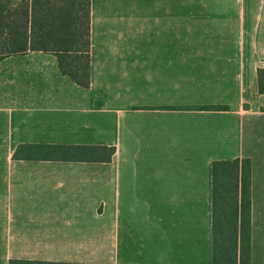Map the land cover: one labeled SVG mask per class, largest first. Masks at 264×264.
<instances>
[{
  "label": "crops",
  "instance_id": "1",
  "mask_svg": "<svg viewBox=\"0 0 264 264\" xmlns=\"http://www.w3.org/2000/svg\"><path fill=\"white\" fill-rule=\"evenodd\" d=\"M89 42L88 89L51 53L0 60V264H212V162L234 158L251 161L264 264V0H90ZM18 145L115 152L17 160Z\"/></svg>",
  "mask_w": 264,
  "mask_h": 264
},
{
  "label": "trees",
  "instance_id": "2",
  "mask_svg": "<svg viewBox=\"0 0 264 264\" xmlns=\"http://www.w3.org/2000/svg\"><path fill=\"white\" fill-rule=\"evenodd\" d=\"M0 0V60L41 51L56 56L62 75L83 89L89 86L90 0ZM264 93V69H257ZM168 109L169 107H161ZM226 106L191 109L226 110ZM114 147L96 145H18L17 160H111ZM212 264H250L251 161L212 162ZM8 264H90L10 259Z\"/></svg>",
  "mask_w": 264,
  "mask_h": 264
},
{
  "label": "rangeland",
  "instance_id": "3",
  "mask_svg": "<svg viewBox=\"0 0 264 264\" xmlns=\"http://www.w3.org/2000/svg\"><path fill=\"white\" fill-rule=\"evenodd\" d=\"M4 3H9V6L12 7L13 5L15 6L19 1L18 0H2ZM49 59H51L50 56H47ZM53 59V58H52ZM3 90L0 87V103L3 102H9L12 100L11 95L9 94V89L7 86H4V92H2ZM2 92V93H1ZM2 95V97H1Z\"/></svg>",
  "mask_w": 264,
  "mask_h": 264
}]
</instances>
